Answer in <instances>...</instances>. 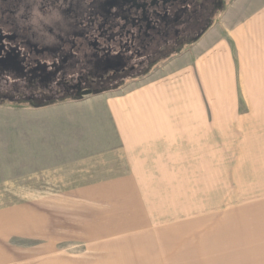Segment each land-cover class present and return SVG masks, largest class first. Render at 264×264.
Masks as SVG:
<instances>
[{"label": "rangeland", "instance_id": "obj_1", "mask_svg": "<svg viewBox=\"0 0 264 264\" xmlns=\"http://www.w3.org/2000/svg\"><path fill=\"white\" fill-rule=\"evenodd\" d=\"M238 1L227 0L193 44L213 35L199 50L206 54L226 39L235 67L231 78L223 72L214 94L195 80V104L205 116L199 123L217 142L200 153L207 166H132L139 162L111 152L100 98L51 115L66 117V134L35 132L49 155L31 159L33 140L25 133L32 131L22 128L25 140L13 144L8 125L15 115L7 109L38 104L0 103V264H264V95L249 106L241 90L264 85V32L251 54L236 45L222 20L253 17L259 0ZM188 49L157 69L182 60L197 73Z\"/></svg>", "mask_w": 264, "mask_h": 264}, {"label": "flooded vegetation", "instance_id": "obj_2", "mask_svg": "<svg viewBox=\"0 0 264 264\" xmlns=\"http://www.w3.org/2000/svg\"><path fill=\"white\" fill-rule=\"evenodd\" d=\"M227 0H0V103L77 100L186 52Z\"/></svg>", "mask_w": 264, "mask_h": 264}, {"label": "crops", "instance_id": "obj_3", "mask_svg": "<svg viewBox=\"0 0 264 264\" xmlns=\"http://www.w3.org/2000/svg\"><path fill=\"white\" fill-rule=\"evenodd\" d=\"M238 2L241 5L244 3L247 5L253 0H239ZM261 5L264 6V2L261 3L259 0L255 15L249 19L232 14L222 20L226 29H229L235 37L236 45L244 49L243 53H247L246 49H249L251 54L252 48L256 49L257 46L253 40L257 39L259 31L264 32V9ZM229 23L235 25L230 27ZM221 41L218 46L206 54L200 53L199 50L201 46L213 44V35L205 36L197 45L191 46L196 53L197 73H194L195 71L191 67L188 68V61L176 62L175 60V62L172 61V64L155 69L137 81L128 82L122 87L103 93L71 100V102L34 105L31 109H7L15 115V120H12L8 125L12 143L14 144L16 140L23 143L25 132L21 129L24 127L32 131L25 133L31 136L29 139L31 141L36 136L35 132L41 136L43 134L48 136L52 132L57 136L65 135L66 117L54 118L51 115L64 113L62 107L100 98L105 102V111L107 112L104 122L106 130L113 131V137L111 136L108 142L111 144V152L121 150L127 159L139 162L132 163V166L137 168L167 166V164L188 168L207 166L208 159L206 158L204 162L199 158L200 153L210 151L211 147L217 149L213 146L217 142L209 141L212 132L208 131L206 126L204 127L206 123H199V117L203 111L195 104L198 87L195 80L200 78L208 93L214 94L219 91L222 85L223 72L230 73L235 69L231 57H228V42L226 39ZM231 76L233 77V73H230V78ZM245 87L247 86L243 87L242 85L241 90L246 98H249H247L249 106L250 103H257L259 100L257 97L262 90L264 95L263 84L253 85L251 90H247ZM210 88L213 91H209ZM1 107L0 109H2ZM188 111H190V115L187 114ZM196 111H199V115H194ZM59 112L60 114H58ZM201 116V119L205 118V116ZM254 127L256 128V123ZM49 128H52V131ZM221 133L224 134L223 131ZM171 134L174 135L172 140L163 137V135ZM26 141L28 140L26 139ZM28 153L31 159L42 158L44 153L48 157L49 146L41 142L40 139L33 140ZM10 158L14 157L10 156ZM166 160L171 162L166 163ZM12 165L24 164H19L16 161Z\"/></svg>", "mask_w": 264, "mask_h": 264}]
</instances>
